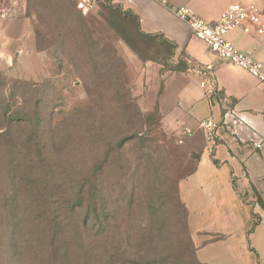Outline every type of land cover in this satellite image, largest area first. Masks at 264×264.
I'll return each mask as SVG.
<instances>
[{
    "label": "rangeland",
    "instance_id": "obj_1",
    "mask_svg": "<svg viewBox=\"0 0 264 264\" xmlns=\"http://www.w3.org/2000/svg\"><path fill=\"white\" fill-rule=\"evenodd\" d=\"M77 3H28L39 61L0 53V264H200L179 195L197 155L153 92L173 50L106 1ZM89 186L102 224L70 228ZM69 237L52 258L43 243Z\"/></svg>",
    "mask_w": 264,
    "mask_h": 264
},
{
    "label": "crops",
    "instance_id": "obj_2",
    "mask_svg": "<svg viewBox=\"0 0 264 264\" xmlns=\"http://www.w3.org/2000/svg\"><path fill=\"white\" fill-rule=\"evenodd\" d=\"M28 0H0V53L5 59L33 56L39 61L36 21ZM136 18L139 31L173 47L172 61L183 69L159 76L147 71L165 127L189 130L184 144L197 155L193 171L180 181L179 195L188 211L196 259L201 264H264V146L253 141L264 134V86L242 69L209 51L177 18V8H188L197 18L214 23L235 3H253L264 10V0H103ZM227 40L264 70V34L234 29ZM210 72L217 92L206 96L202 75ZM154 74V75H153ZM234 107L248 122L237 140L224 128L209 141L199 123H220L225 107Z\"/></svg>",
    "mask_w": 264,
    "mask_h": 264
},
{
    "label": "built area",
    "instance_id": "obj_3",
    "mask_svg": "<svg viewBox=\"0 0 264 264\" xmlns=\"http://www.w3.org/2000/svg\"><path fill=\"white\" fill-rule=\"evenodd\" d=\"M88 6V0H78L77 8L82 12H86ZM174 15L185 21L192 35L207 46L209 51L217 58L242 69L264 86L262 65L249 55L237 50L227 40L228 33L234 29H241L244 33H249L253 29L258 35L264 34V10H260L253 3H235L222 12L214 23H208L197 18L185 7L177 8L174 11ZM194 71L202 75L200 87L205 92V95L213 96L216 94L217 88L212 74L210 72L204 73L199 68H194ZM199 127L204 137L209 141H214L218 138V130L220 128L227 129L231 133L232 138L237 140L240 129L249 127V124L234 107L226 106L220 123H215L212 118H207L199 123ZM183 133L184 135H189L190 131L185 129ZM257 137V140L253 141V146L258 149L264 146V134L261 136L257 135Z\"/></svg>",
    "mask_w": 264,
    "mask_h": 264
},
{
    "label": "trees",
    "instance_id": "obj_4",
    "mask_svg": "<svg viewBox=\"0 0 264 264\" xmlns=\"http://www.w3.org/2000/svg\"><path fill=\"white\" fill-rule=\"evenodd\" d=\"M29 2L30 3L33 2L34 6H35L36 0H28V3ZM111 7L114 8V10H118L124 18H127V19L131 20L132 22H134V24H135V32H136L137 36H139L140 38L149 39V40H151V39H159V38L154 37V36H148V35L142 34L139 31V27H138L136 18L134 16H132V15H130L128 13H123L118 8H115L113 6H111ZM36 40H37V46L40 48L41 46L38 45L39 40H38L37 37H36ZM161 43L169 46L170 49L173 50V47L169 43H167L166 41L162 40ZM44 47H54V45L50 44V45L44 46ZM182 69H183V65L179 63L178 67L176 69H174V70L179 71V70H182ZM120 144L121 143H119L117 145V147H119ZM81 187H88V186H86L85 181L80 184L79 189H81ZM86 192L88 193V190ZM96 205H97L96 204V198L94 197V195H93V193H92V191L90 189V186H89V198L87 196L86 205L84 204L82 195L76 196L73 199L72 203L70 204L71 208L69 210L70 211V216L69 217H70L71 222L68 223L67 225H69L70 228H74V227H76L75 224H77V222H80L83 227H85V225H89L92 228L98 229L101 226L102 223L99 222V218L100 217H99V215L97 213V206ZM73 220H75L76 223H74ZM49 230L51 231L52 235L56 236L58 233H60L63 230V228H62L61 225H60V229L59 228L54 229V228H51L49 226ZM71 238L72 237L65 238L63 241L59 242V244L56 243V238H50L48 243L44 242L43 244L47 247V251L48 252L50 251L51 255L53 256L52 258L56 259V255H57V253L59 251L58 246L61 245V244L62 245L67 244V245L71 246V244H72L71 243ZM39 244H41V243H39ZM67 259H70V257L67 258ZM64 260L65 259L60 260L59 263L61 264ZM64 262H67V260L64 261ZM151 264H155V263H151Z\"/></svg>",
    "mask_w": 264,
    "mask_h": 264
}]
</instances>
